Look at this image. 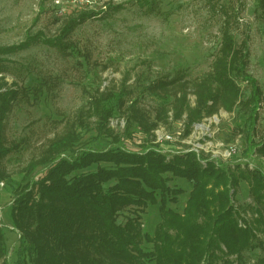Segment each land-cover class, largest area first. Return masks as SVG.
Masks as SVG:
<instances>
[{"label": "trees", "instance_id": "obj_1", "mask_svg": "<svg viewBox=\"0 0 264 264\" xmlns=\"http://www.w3.org/2000/svg\"><path fill=\"white\" fill-rule=\"evenodd\" d=\"M258 1L264 19V0ZM121 8L74 11L55 36L38 32L21 43L0 46V186L13 196L12 217L19 231L13 261L0 223V264H264V134L258 140L254 137L264 91L248 72V43L238 44L227 12L220 47L208 71L194 78L185 72L156 78L142 72L134 81L138 95L124 78L120 91L103 90L91 97L88 111L99 119L98 133L84 147L75 148L79 133L71 121L66 132L50 139L39 159L25 168L26 183L7 173L4 160L17 145L5 139L6 118L16 101L37 98L47 85L9 84L5 76L9 55L39 42L63 55L80 53L71 39L73 31L91 17ZM238 80L250 90L245 101ZM146 95L164 102L154 118L140 104ZM190 95L195 96L194 104ZM239 105L249 111L247 148L225 162L193 149L165 151L155 142L132 149L110 125L115 113L121 112L124 133L130 135L138 126L150 134L172 112L173 119H186L188 133L194 123L221 110L233 112ZM107 138V147H97ZM95 164L96 170L86 172ZM39 167L38 177H30ZM169 173L192 183L182 212L167 206L184 193L169 185ZM243 181L252 200L247 206L235 199ZM151 204L160 205L161 215L153 233L142 223V212ZM131 207L136 213L119 222V215ZM257 248L256 259L249 258L247 253Z\"/></svg>", "mask_w": 264, "mask_h": 264}, {"label": "rangeland", "instance_id": "obj_2", "mask_svg": "<svg viewBox=\"0 0 264 264\" xmlns=\"http://www.w3.org/2000/svg\"><path fill=\"white\" fill-rule=\"evenodd\" d=\"M143 1L105 0L108 6L122 8L91 17L73 31L71 39L80 53L63 55L56 48L39 42L9 55L11 61L5 73L9 84L33 87L47 83L37 98L31 96L29 101H16L6 118L5 139L9 145H17L4 160L12 179L26 183L23 181L25 168L39 159L50 139L66 132L71 121L76 123L79 133L76 149L96 137L99 119L90 116L88 111L93 95L103 90L120 91L121 81L126 77L129 78L127 85L138 95L139 88L134 86V81L142 72L153 78L185 72L188 78H194L208 71L220 47V30L226 12L232 18L238 44L245 40L248 43V72L264 91V19L258 0ZM152 7L155 10H150ZM67 16L58 14L51 0H0V46L21 43L28 34L38 32L55 36ZM238 83L243 88L242 100L245 101L250 90L245 82L238 80ZM190 100L194 104L195 96L190 95ZM140 104L154 118L164 102L146 95L140 98ZM248 118L249 111L239 105L233 112L221 110L194 123L188 133L186 119L175 120L172 112L167 122L160 123L150 134H145L138 126L133 127L130 135L124 133L126 121L121 112L115 113L110 125L113 133L122 136L132 149L139 150L155 142L165 151L194 149L205 157L225 162L229 151L236 149L241 153L247 148ZM263 134L264 105L259 111L258 133L254 137L258 140ZM109 142V138L104 139L97 147L105 148ZM97 168L95 164L86 172ZM40 169L30 177H38ZM167 175L171 177V187L184 190L176 203L170 201L167 206L182 212L192 183L171 173ZM235 199L243 206L252 202L246 182H241ZM12 201L11 192L0 186V223L6 229L8 257L14 261L19 231L13 222ZM159 207V204H151L142 212L145 231L153 233L161 222ZM135 213V208L131 207L121 213L118 220L124 221L126 216ZM251 215L247 214L250 218ZM259 252L257 248L247 256L256 259Z\"/></svg>", "mask_w": 264, "mask_h": 264}, {"label": "built area", "instance_id": "obj_3", "mask_svg": "<svg viewBox=\"0 0 264 264\" xmlns=\"http://www.w3.org/2000/svg\"><path fill=\"white\" fill-rule=\"evenodd\" d=\"M52 7L60 15H67L74 11H102L108 8L105 0H51ZM194 150V149H193ZM196 151V150H195ZM237 152L236 149L229 151L226 157H231ZM252 166V163H250Z\"/></svg>", "mask_w": 264, "mask_h": 264}]
</instances>
